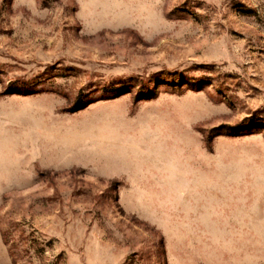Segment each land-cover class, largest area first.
Masks as SVG:
<instances>
[{"label":"rangeland","instance_id":"1","mask_svg":"<svg viewBox=\"0 0 264 264\" xmlns=\"http://www.w3.org/2000/svg\"><path fill=\"white\" fill-rule=\"evenodd\" d=\"M0 264H264V0H0Z\"/></svg>","mask_w":264,"mask_h":264}]
</instances>
